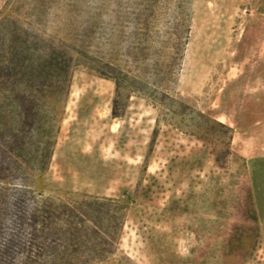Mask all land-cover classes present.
<instances>
[{
    "label": "rangeland",
    "instance_id": "rangeland-1",
    "mask_svg": "<svg viewBox=\"0 0 264 264\" xmlns=\"http://www.w3.org/2000/svg\"><path fill=\"white\" fill-rule=\"evenodd\" d=\"M258 1L0 0V17L17 19L29 41L44 52L65 43L73 57L49 164L16 183L45 196L120 200L126 222L106 264H264V183L232 152L227 130L202 119L210 140L189 135L90 61L103 58L211 121L249 123L246 97L259 93L248 74L260 47L251 44L264 17L246 13ZM251 23L258 29L246 34ZM86 30L89 59L74 52ZM8 96L0 92L1 134V123L18 120Z\"/></svg>",
    "mask_w": 264,
    "mask_h": 264
},
{
    "label": "trees",
    "instance_id": "trees-1",
    "mask_svg": "<svg viewBox=\"0 0 264 264\" xmlns=\"http://www.w3.org/2000/svg\"><path fill=\"white\" fill-rule=\"evenodd\" d=\"M91 32L74 39V52L86 59L83 47ZM47 48L44 52L29 41L17 19L0 17V92L8 93L18 109V120L1 123L0 140L9 141L8 157L0 163V264H106L116 254L126 222L127 208L120 200L45 196L16 183L27 178V169L47 168L59 129L55 105L68 95L73 57L65 43ZM103 60L90 59L100 76L112 80L117 90H132L159 104L178 118L177 128L208 141L213 130L203 125L204 119L225 128L231 141L226 125ZM223 149L227 157L232 155L229 145ZM215 161L221 163L218 153Z\"/></svg>",
    "mask_w": 264,
    "mask_h": 264
},
{
    "label": "crops",
    "instance_id": "crops-1",
    "mask_svg": "<svg viewBox=\"0 0 264 264\" xmlns=\"http://www.w3.org/2000/svg\"><path fill=\"white\" fill-rule=\"evenodd\" d=\"M258 14L264 17V0H259L254 7L251 6L246 16L252 18ZM258 28L261 31L258 43L251 45L259 46L260 52L256 61L251 65L248 75L252 84V92L259 90V93L246 97L245 107L249 112L245 113V116L249 114L252 120L248 123L245 117V124L234 122V124L228 123V126L232 130L230 143L232 152L243 158L248 166L256 168L258 171L256 170L255 173L260 175V181L264 183V27ZM258 28L251 23L246 28V34L250 31L252 35L253 31ZM257 85L259 88L255 89Z\"/></svg>",
    "mask_w": 264,
    "mask_h": 264
}]
</instances>
